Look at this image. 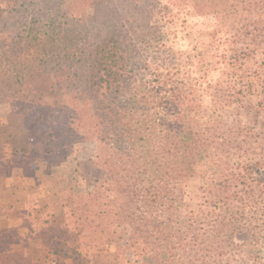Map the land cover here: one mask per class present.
I'll list each match as a JSON object with an SVG mask.
<instances>
[{"label": "trees", "instance_id": "16d2710c", "mask_svg": "<svg viewBox=\"0 0 264 264\" xmlns=\"http://www.w3.org/2000/svg\"><path fill=\"white\" fill-rule=\"evenodd\" d=\"M84 2L77 15V0H0V61L12 55L15 65L12 76L0 70V106L22 129L10 133L21 167L72 151L74 134L43 123V96L59 112L66 98L81 115L115 107L87 161L106 183V209L61 204L77 234L103 248L144 232V264H264V61L248 66L264 54V0ZM207 15L229 55L167 44L164 26ZM218 154L232 155L235 171L208 182L202 161Z\"/></svg>", "mask_w": 264, "mask_h": 264}, {"label": "rangeland", "instance_id": "374dc122", "mask_svg": "<svg viewBox=\"0 0 264 264\" xmlns=\"http://www.w3.org/2000/svg\"><path fill=\"white\" fill-rule=\"evenodd\" d=\"M85 9L84 0H77L74 12L82 15ZM215 24L213 15L177 20L164 26L166 42L177 51L194 54L211 51L214 56L218 55L215 56L217 59L227 56L231 51L223 39L225 36L214 38L212 35ZM263 61L264 54H258L248 66L254 69ZM14 66L12 55L0 61V70L8 71L11 76L14 75ZM208 73L213 81L221 76L219 70ZM204 105L211 114L214 108L211 96L204 97ZM116 110L115 107L97 103L89 107L85 115H81L73 107L72 99L66 98L59 112L57 99L50 95L43 96L40 106L43 123H52L58 132L74 135L70 139L72 151L66 159L47 158L45 163L40 162L42 168L39 169L21 167L19 137L13 138L10 133H17V128L22 129L18 127L15 112H8L6 105L0 106V151L4 146L5 152L14 153L1 170L11 171L16 165L23 169L24 174L19 179L16 178L18 174L12 178L20 185V197L25 205L21 214L28 219L23 223L28 230L24 229L22 238L14 229L0 232V264H144L141 253L149 247L144 232L135 239L118 234L107 239L102 248L97 239L80 237L68 215V207H61L62 203L72 207L80 203L90 216L106 209V183L102 178L96 180L93 167L87 161L95 158L102 122L114 118ZM5 115L7 117L2 121ZM53 115L56 116L54 120ZM78 137L85 141H77ZM202 165L208 182L229 177L235 171V159L230 154L211 155L202 161ZM37 246H40L41 252ZM13 249L17 252H11Z\"/></svg>", "mask_w": 264, "mask_h": 264}, {"label": "crops", "instance_id": "0c3cea01", "mask_svg": "<svg viewBox=\"0 0 264 264\" xmlns=\"http://www.w3.org/2000/svg\"><path fill=\"white\" fill-rule=\"evenodd\" d=\"M13 156L14 153L7 154L3 146L2 151H0V232L14 229L17 231V235L22 238L25 230H28L23 223L28 219L27 216L25 217L21 214L25 209V205L20 197V185L16 181L13 182L14 179L12 177L18 174L16 178L19 179L20 175L24 174V171L19 168V165L14 166L11 171L3 172L1 170V167ZM16 169H19V173L13 172ZM37 249L41 252L40 246H37ZM14 250L16 251V249H13L11 252H15ZM0 254L2 253L0 252Z\"/></svg>", "mask_w": 264, "mask_h": 264}]
</instances>
